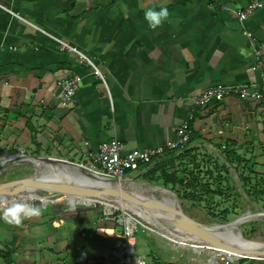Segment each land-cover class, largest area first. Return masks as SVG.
Wrapping results in <instances>:
<instances>
[{
	"label": "crops",
	"instance_id": "1",
	"mask_svg": "<svg viewBox=\"0 0 264 264\" xmlns=\"http://www.w3.org/2000/svg\"><path fill=\"white\" fill-rule=\"evenodd\" d=\"M249 1L0 0L22 17L0 6V146L86 162L88 151L112 138L128 148L161 146L193 111V145L225 142L264 173V98L192 105L200 92L221 84L263 91L264 7L243 22L237 15ZM162 6L169 16L153 29L144 13ZM59 40L90 58L105 82ZM74 74L82 78L76 101L64 106L56 82ZM84 202L90 201L71 207ZM35 206L40 214L22 216L20 223L11 210L3 214L7 219L0 217V264H119L113 253L122 240L117 225L86 206ZM142 243H135L141 264H178L172 260L182 252L177 245L165 241L170 255L164 256L155 243L151 253Z\"/></svg>",
	"mask_w": 264,
	"mask_h": 264
},
{
	"label": "rangeland",
	"instance_id": "2",
	"mask_svg": "<svg viewBox=\"0 0 264 264\" xmlns=\"http://www.w3.org/2000/svg\"><path fill=\"white\" fill-rule=\"evenodd\" d=\"M199 142L198 145L191 143L177 150L173 155V161L167 163L157 173H149L147 175V173H141V170L130 171L128 173L129 178L123 179L122 181L129 180L135 185L130 187L125 186L124 190L130 193L142 192L145 198H156V200L161 201L164 198L161 193L140 187L139 183H147L150 187H152L151 185L162 186L174 194L178 206L186 216L192 219V221L204 225L227 224L243 216L244 221L238 226L242 236L248 240L264 243V173L255 171L254 167L248 163H238L234 155H232V159H228L224 153H230L232 151H229V147L225 142H216L215 140ZM8 153L20 152L16 151V149L0 146V155ZM24 154L30 153L26 152ZM35 154L45 155L40 150H35ZM162 156L163 154L158 156L160 158L156 163L150 165L149 168H152L157 163L164 162V159L169 157L168 155ZM35 172V167L30 164L14 166L0 173V184H7L34 175ZM40 190L46 198L34 196L31 197L29 203L24 199L14 200L18 203L32 205L42 203L43 205L51 206V204H58L64 211H67V209L73 210L76 207L72 208V203L79 201H67L65 193L61 194L46 188ZM3 200L2 203H6L9 206L4 209L5 205L0 204L3 207V209L0 207V217L7 219L3 216L5 210L6 212H10L15 205L12 206L10 204L11 199ZM77 204L76 206L81 208L84 206L88 207L86 208L87 211L97 212L98 218L103 220L102 205L94 207V205H86L84 203L82 205H80L81 203ZM126 211L127 215L121 210H118L117 214H124L125 216L133 215L139 222H143L153 228L141 216L134 214L131 210L127 209ZM117 227L122 232V226L117 224ZM160 236L153 231L139 226L134 236V241L137 243L139 239L143 240V249L150 253L154 251L155 245L156 250L164 256L167 253V250L165 251L162 248L165 241L175 246L177 245L182 249V252L172 260L178 264L181 262H185L186 264H201L200 258H208L209 253L219 254V261L227 263L231 262V260H235L233 262L235 263L237 261L243 262L247 258L259 259L257 257L244 256L230 258L222 254L223 249L215 246H206L203 244H195V242H184L182 240L175 241ZM152 243L155 244L152 245ZM136 249L138 250L137 245ZM163 255H156L154 260L168 262L170 258H165ZM168 255L170 253L166 256Z\"/></svg>",
	"mask_w": 264,
	"mask_h": 264
},
{
	"label": "built area",
	"instance_id": "3",
	"mask_svg": "<svg viewBox=\"0 0 264 264\" xmlns=\"http://www.w3.org/2000/svg\"><path fill=\"white\" fill-rule=\"evenodd\" d=\"M5 10L12 12L15 16L22 18L19 13L12 11L11 9L0 4ZM264 7V0H250L248 5L237 11L238 18L243 22L248 20L257 10ZM44 31V30H43ZM47 33L46 31H44ZM60 45L63 48H68L70 51L78 52L83 59L86 60L87 64L91 65L94 72L99 76L103 82L105 78L100 72L95 63L85 56L82 52L77 50L74 46L69 43L59 40ZM256 53L261 54V50L257 49ZM81 76L74 74L72 76H64L58 78L56 84L61 89L62 104L69 106L76 101L77 92L81 84ZM229 96H240L247 98L249 96H255L264 98V85L263 91H251L250 88L242 86H227V85H216L209 87L192 100V105L196 107H208L213 103L221 102ZM194 119V113L191 111L188 115V119L183 122L176 131V137L165 144L157 147H146V148H128L127 144L117 138H112L108 141L99 144L97 150L94 152L88 151L86 154V162H77L84 168L90 170L95 175L106 179L107 181H118L128 177L130 171H138L142 167H146L154 162L155 158L164 154L170 150H180L181 148L190 144L193 136V129L191 122ZM89 161V162H88ZM79 205V204H77ZM89 205H102V217L103 220L108 223L115 225L120 224L122 226L120 246L114 249L113 253L118 258L119 264H141L135 256V234L139 226L144 227L147 230L153 231L152 227L139 222L134 216L131 220H128L124 214L118 215L119 209L109 207L107 203L100 200H92ZM76 207V205H75ZM74 209V208H73ZM240 259V258H238ZM236 259V260H238ZM250 260L264 262L263 259L247 258ZM235 260H231L230 263ZM217 262L216 264H218Z\"/></svg>",
	"mask_w": 264,
	"mask_h": 264
},
{
	"label": "bare ground",
	"instance_id": "4",
	"mask_svg": "<svg viewBox=\"0 0 264 264\" xmlns=\"http://www.w3.org/2000/svg\"><path fill=\"white\" fill-rule=\"evenodd\" d=\"M15 157H19V155H0V166L3 164H6L10 161H13ZM59 159V157H53ZM37 166L36 171H39V175L48 177L49 179H53L57 182L64 183V184H74L79 181H85L93 184L95 187L107 192L110 194L113 198H115L113 201H107V200H100L104 201L108 204L109 207L117 208L124 212V214L127 215V209L131 210L134 214H137L138 216H141V218L144 219L145 222L149 223L153 226L152 230L153 232L157 233L158 235L167 237L170 240H182L187 242H195V244H203L206 246H215L217 248H221L215 244L208 243L205 241H200L194 237H192L189 233L181 230L177 225L178 223H182L184 225H190L193 227H196L198 230L203 232L204 234L217 238L220 241H222L226 248H221L222 254H225L226 256H229L230 258H237L239 256H243L239 251L232 250L228 246L233 243L243 242L244 237L241 235L239 228H238V222H235L236 220L227 223V224H214L211 227H199L196 225L191 224L190 222L192 219L188 218L186 216L181 208L178 206L177 199L174 196V194L169 191L166 188H163L162 186H148L147 183H139L140 187H145L149 190H155V192L161 193L164 198L161 201L156 200V198H145L142 194V192H126L124 190L125 186H133L132 181H106L103 178H99L94 176L89 170L87 169H77L73 166L64 165L62 163H47L44 161H36ZM3 184H0L2 186ZM67 196V201H74V200H80V199H87L90 202L92 200H98L93 197H89L87 195H78L73 193H65ZM125 195H135L138 197H141L143 199H147L150 201L157 202L165 207V211L150 205H146L143 203H133L129 200H125L123 196ZM40 197V198H46L42 194L41 190H24L20 191L19 193L12 194V195H4L0 197V204L4 201L3 199H24L25 201H30L31 197ZM50 197V196H49ZM116 197H119L116 199ZM51 198V197H50ZM51 200V199H48ZM90 202H84V204H89ZM4 204V203H2ZM82 204V203H81ZM4 209L9 206L8 204H4ZM75 207V206H73ZM3 208V207H1ZM133 215L130 217H126L128 220H131ZM160 236V237H161ZM209 258H200V262L202 264H216L219 260V254L217 253H209ZM248 257V256H244ZM259 259H262V257H257Z\"/></svg>",
	"mask_w": 264,
	"mask_h": 264
},
{
	"label": "water",
	"instance_id": "5",
	"mask_svg": "<svg viewBox=\"0 0 264 264\" xmlns=\"http://www.w3.org/2000/svg\"><path fill=\"white\" fill-rule=\"evenodd\" d=\"M5 155H11V156L19 155V157H15L13 161H10L4 165L2 164L0 166V173L10 168H13L14 166L22 165V164H30L36 167L37 166L36 161L38 160L44 161L47 163H53V162L62 163L64 165L73 166L77 169H86L79 163L65 159V158L57 159L51 156H46V155H41V154L38 155V154H24V153H8ZM89 172L91 171L89 170ZM92 174L96 177H99L95 175L94 173ZM99 178H102V177H99ZM44 188L56 191L61 194L62 193H73V194H78V195H87L89 197H93L98 200L113 201L115 199L107 192L95 187L93 184L89 182L88 183L85 182L84 180L79 181L74 184H64V183L57 182L53 179H49L48 177L39 175V171H36L34 175L24 177V178H21V179H18L13 182L3 184L2 186H0V197L4 195H12V194L14 195L24 190L30 191V190H40ZM118 198L119 197H116V199ZM123 198L133 203H143L146 205H150V206L162 209L164 211L166 210L163 205L157 202L143 199L135 195H125L123 196ZM243 221H244V217L240 216L235 222H238V224H241ZM190 223L193 225L199 226V227H206V228L211 227L209 225L200 224L198 222H190ZM177 226L181 230L189 233L192 237L200 241H205L208 243L215 244L221 248H226V245L222 241H220L217 238L204 234L203 232L198 230L196 227H193L190 225H184L182 223H178ZM228 247L231 248L232 250L241 252L242 254H244L243 256L264 258V243L263 242L252 241V240H248L244 238L243 242L233 243V244H230V246Z\"/></svg>",
	"mask_w": 264,
	"mask_h": 264
},
{
	"label": "clouds",
	"instance_id": "6",
	"mask_svg": "<svg viewBox=\"0 0 264 264\" xmlns=\"http://www.w3.org/2000/svg\"><path fill=\"white\" fill-rule=\"evenodd\" d=\"M145 19L149 27L155 29L160 26L169 16L167 7L148 8L144 13ZM40 208L32 204H16L11 210V216L14 218L15 223H20L22 216L39 215Z\"/></svg>",
	"mask_w": 264,
	"mask_h": 264
},
{
	"label": "trees",
	"instance_id": "7",
	"mask_svg": "<svg viewBox=\"0 0 264 264\" xmlns=\"http://www.w3.org/2000/svg\"><path fill=\"white\" fill-rule=\"evenodd\" d=\"M73 3L74 2H72V4H71V6L73 5ZM195 139V135H193L192 136V139H191V141H190V143L193 141ZM229 151H232V152H230V153H224L225 154V156L228 158V159H232V155H234V157L236 158V160L238 161V163H243L244 161H245V159L244 158H240L239 156H238V154H236L235 152H234V149H229ZM177 152V150H170V151H167V152H165L164 154H163V156H165V155H168L169 157L168 158H166V159H164L165 161L164 162H160V163H157V164H155L152 168H149V169H146L145 171L143 170L145 167H142L140 170H143L144 172H141V173H143V174H146L147 173V175L149 174V173H157L161 168L163 169V167L167 164V163H170V162H172L173 161V155L175 154ZM162 156V157H163ZM151 165V164H150ZM147 167V166H146ZM148 167H149V165H148ZM9 254V253H8Z\"/></svg>",
	"mask_w": 264,
	"mask_h": 264
}]
</instances>
